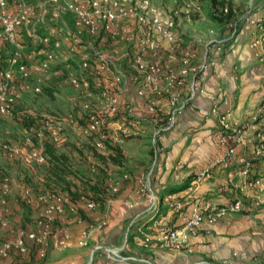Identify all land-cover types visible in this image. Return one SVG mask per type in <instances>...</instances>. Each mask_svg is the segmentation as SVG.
Listing matches in <instances>:
<instances>
[{
	"label": "built area",
	"instance_id": "obj_1",
	"mask_svg": "<svg viewBox=\"0 0 264 264\" xmlns=\"http://www.w3.org/2000/svg\"><path fill=\"white\" fill-rule=\"evenodd\" d=\"M183 12L187 15V6ZM225 12L223 9L222 13ZM64 15L71 17L70 27L56 30L52 26L61 22ZM176 16L177 11L168 10L151 0H0V117L10 112L7 90L24 87L23 83L29 76L26 62H33L36 72L47 71L61 44L59 57L68 71V83L72 87L79 83L87 87V83L92 82V88L100 90L98 95L104 101L94 114L87 115L82 131L83 134L94 135V149L101 151L105 144L118 146L123 139L142 135L144 130L140 124L145 123L150 128L148 139L155 154L161 135L174 128L180 111L198 96L209 98L201 82L215 66L213 56L225 41L236 34L235 24H229L228 39L205 42L202 56L197 58L194 50L183 47L175 33ZM260 22L264 24V20ZM44 29H47V34H43ZM40 30L42 34H39ZM56 31L64 33L60 43L54 39ZM22 38L38 43L36 51L22 54L19 46ZM91 40L104 43L107 50L94 47ZM263 45L264 29H259L250 47L261 48ZM6 47L11 48L10 51ZM257 61L264 66L262 58L258 57ZM128 83L134 86V95L143 99L145 116L142 118L136 119L131 109L124 112L120 97L126 96L124 90ZM209 115L217 118L213 137L217 153L188 181L186 193H193L210 181L214 171L230 169L234 159L238 168L223 181L224 186L232 188L233 194L228 201L216 205L196 197L189 204L187 214L181 217L180 225L161 232L163 243L186 254L190 252L189 241L203 225L211 226L225 214L241 213L264 205V134L254 133L258 130L264 133V126L258 127L264 123V111L258 107L245 122L233 125L227 124L226 114L216 112L215 105L209 109ZM248 132L252 135L249 136ZM249 146V156H236L237 150ZM44 159L39 142L22 161L25 165H42ZM256 163L262 169L259 175H253ZM90 169L95 170L93 166ZM104 173V194L114 196L120 183L127 180V175L114 178L108 170ZM150 174L151 170H148L137 180L133 195L144 200L153 212L157 198L150 190ZM7 195L8 185L4 177L0 180V208L6 206ZM29 196L30 191L24 189L19 200L30 203ZM185 200L174 201L166 196L169 206L176 212L182 210ZM79 202L86 211L97 207L94 201L84 198ZM37 204L41 207V219L35 228L19 231L0 242V259H8L12 254L24 256L30 247L36 257L42 259L48 249L60 251L72 245L65 230L53 228L52 222L55 217L63 216L65 210L75 214V206L69 205L67 198L58 193L39 196ZM74 222L82 223L79 218ZM103 226L104 221L98 220L94 227L100 229ZM0 230L8 231V222L2 214ZM87 236V230H81L75 245L85 247ZM121 251L122 248L116 246H96L93 249L94 253H102L107 262L116 264H167L153 263L144 256L123 255Z\"/></svg>",
	"mask_w": 264,
	"mask_h": 264
},
{
	"label": "crops",
	"instance_id": "obj_2",
	"mask_svg": "<svg viewBox=\"0 0 264 264\" xmlns=\"http://www.w3.org/2000/svg\"><path fill=\"white\" fill-rule=\"evenodd\" d=\"M260 14L264 18V10ZM177 25L180 33L185 31L184 28L187 29L184 22H177ZM258 31L259 29L252 22L244 24L226 50L213 56L215 66L201 82L209 98L198 96L180 111L174 128L161 135L155 154L148 146L147 148L133 146L130 141L121 143L123 146L119 145L124 162L122 167L117 168L120 171L118 177L126 174L127 180L120 183L116 195L105 199L101 211L86 213L85 220L81 224H76L69 214H64L55 221L54 228L65 230L72 245L54 251L63 257L52 264H116L107 262L102 253H94L93 249L96 246L121 247L123 255L144 256L153 263L264 264L260 261L264 254V205L259 208H248L241 212L243 216L229 213L211 226L203 225L196 236L189 241L190 252L187 254L183 250H173L160 240V234L165 228L180 225L181 217L187 214L189 204L194 198L202 197L212 204L219 205L228 201L233 194L232 188L224 186L223 181L238 168L235 159L230 169L214 171L212 179L193 193L187 194L185 186L192 176L217 153L213 139L217 130V118L215 115H209L211 106H216L218 114H226L227 124L233 125L246 120L261 101V96L264 94L262 87L264 76L258 73L257 57L264 50L250 47V42ZM175 33L178 35L176 30ZM184 39L186 40L184 44L196 52L197 58L201 57L203 42L196 41V44L191 45L186 37ZM133 88V85L128 83L124 90L131 103V111L144 112L143 99L133 96ZM144 116L143 113L140 118ZM247 134L252 135L249 132ZM71 154L74 155L73 152ZM100 154L105 153L100 152ZM145 154L151 156L147 157L149 166H145ZM250 154L249 146L237 150L236 156ZM86 161L89 164L86 168L76 161L79 166L76 169L86 170L92 179L91 182L98 183L100 178L96 170L90 169L94 160L86 157ZM101 168L110 172V169L102 166ZM147 168L151 170L150 190L157 198L156 210L153 212L144 200L133 195L137 180L147 172ZM261 172L259 163H256L253 175H259ZM113 175L115 176L114 173ZM102 177L104 180L105 175ZM180 187L182 189H179ZM39 196L41 195H31L33 207L38 205ZM166 196L179 202L183 198L187 200L182 202V210L176 212L169 206ZM8 204L14 210L13 217L20 218L21 209L11 205V202H7L4 209ZM38 212L40 213L37 216H40V207ZM98 220L104 221V226L100 229L94 227ZM83 229L88 233L87 244L80 248L75 242ZM17 262L21 261L14 260L12 256L8 259H0V264ZM22 263L28 264V261L24 259Z\"/></svg>",
	"mask_w": 264,
	"mask_h": 264
},
{
	"label": "rangeland",
	"instance_id": "obj_3",
	"mask_svg": "<svg viewBox=\"0 0 264 264\" xmlns=\"http://www.w3.org/2000/svg\"><path fill=\"white\" fill-rule=\"evenodd\" d=\"M151 1L168 10L177 11L176 21L178 23L180 21L181 23L184 22L187 25V29L184 28L185 31L183 33H180L178 30V25V28H176V31L178 32L177 37L181 40L183 47L192 49L190 46L184 44L186 41L184 37H186L188 42H191V45L196 44V41L203 42L204 44L205 42L227 40L229 37V31L226 29L225 25H219L210 19L211 0ZM225 1L229 2L230 6H232L230 24H235L236 34L242 29L244 24L249 22H252L257 29H264V24H261L260 22L264 20V18L260 16V13L264 10V0ZM186 6L188 9L187 15L183 12ZM216 14L218 15V12H216ZM256 20H259V22ZM70 25L71 17L69 15H64L61 22L52 27L58 30V28L64 29L65 26L70 27ZM42 31L43 34H47L45 29ZM42 31L40 30L39 34H42ZM257 34L258 33H256V35ZM63 35V32L56 31L54 39L60 43ZM21 40L22 42L19 43V46L21 47L20 52L24 55H29L36 51L39 46L38 43L29 42L25 38H22ZM232 41L233 39H231V41H225L219 52H222L224 49L226 50ZM90 42L94 44V47L97 46L99 50H107L104 43H99L97 40H91ZM61 47L60 44L59 49L56 51V59L50 64L47 71L36 72L33 69L35 67L33 62H26L29 76L23 83L24 87L22 89L14 87L12 90H7L6 98L9 101L8 107L10 112L9 115L0 117V180L4 177L7 179L8 195L5 200L6 204L7 202H11V205L13 204L18 207V209H21V215L18 219L16 217L14 218V210L9 204V208H0V214H2L8 222V231L0 230V242L8 240L12 234L19 231L34 229L37 220L41 219L40 216H37V214L40 213L38 212L39 205L33 207V202H30L31 204L28 205L23 204L19 200V196L24 189H28L31 195L60 193L58 192V189L54 187L52 189H44L43 184L41 183L44 166L25 165L22 161L24 155L30 149L37 148L38 143L41 142V140L53 143L58 152H63L67 155L70 170L72 172V174L69 175V178L72 179L79 189L80 187H84L79 184L81 180H92L86 170L81 168L76 169V167H79L76 161L80 162L85 168L89 165L86 161V157L92 155L91 146L95 137L93 134L88 135L87 133H82L86 124L84 122L88 119L87 115L94 114L97 109L104 104V101L102 97L98 95L100 90L92 88V82L90 84L87 83V87H84L81 83H79L77 87H72L68 83V71L64 68V63L62 61L60 62L62 59L59 57V53H62ZM263 47L264 45L261 47L262 50H264ZM5 49L10 51L11 48L6 47ZM0 55L2 54L0 53ZM258 57L264 60V54L261 53ZM258 71L260 76H264V66L262 64H259ZM262 81V87L264 88V77ZM41 88L49 89L50 97L45 95V93H42L40 91ZM133 96H135L134 91ZM126 97L127 96L120 97V100L124 112L128 113L127 110L131 107V103H129V99H126ZM258 107H261L262 111H264V94L261 96L260 103L256 105L251 114H253ZM143 113L144 112L136 113L135 111H131V114H133L136 119L140 118ZM71 121L73 122L71 123ZM74 122L76 124H74ZM81 122L84 124H81ZM243 122H245V120ZM22 123L26 124L28 128L25 129L21 125ZM140 126L141 129L144 130L143 135L136 136L135 138L123 139L122 144L125 141H130V143H133V146L143 148H147L148 146L150 148L148 139L149 125L141 123ZM261 126H264L263 122L260 123L258 127L261 128ZM254 133L264 134L260 130ZM122 144L119 145L123 146ZM254 144L257 145L256 142H254ZM72 152L74 155L71 154ZM147 157L150 158L151 156L145 154V166H149ZM94 161H96L95 158ZM121 162L123 163L124 159H122ZM96 163L99 164V166L101 165L106 169H110V174L114 178H118L120 171L117 168L120 167H114L110 163L101 164L99 161H96ZM148 169L149 168H147V171ZM96 174H98V178H100L99 185H101L103 175L101 172H97ZM234 214L238 216L244 215L243 213ZM54 251L56 250L48 249L42 260L40 259L39 262L35 263L31 262V264H52L55 261L60 260L63 255L60 253H54ZM260 261L264 262V254ZM16 264L24 263H22L21 260L20 263L17 262Z\"/></svg>",
	"mask_w": 264,
	"mask_h": 264
},
{
	"label": "trees",
	"instance_id": "obj_4",
	"mask_svg": "<svg viewBox=\"0 0 264 264\" xmlns=\"http://www.w3.org/2000/svg\"><path fill=\"white\" fill-rule=\"evenodd\" d=\"M210 5H211L210 6L211 7V14H210L211 21L219 25H225L226 29H228V25L231 23L230 19L232 16L230 3L225 0H211ZM223 9L226 10L225 14L222 13ZM216 12H218V15L216 14ZM40 91L42 93H45V95H48V97H50L49 89L41 88ZM82 123L83 122H81V124ZM21 125L25 129L28 128V126L24 123H22ZM40 145L42 148V154L45 159H44V164L38 165V166H44L43 167L44 168L43 179L41 180L42 181L41 183L43 184L44 189H52L53 187L58 189V192H60L58 194L65 196L68 200L69 205L75 206V214H69L67 210H65L64 214H69V216L72 217L73 221L75 218H79L83 222L85 220L86 213L93 212L96 210L101 211L104 201L107 198V196H105L104 191H103L104 180L102 179L101 185H99L100 181L98 183L97 182L93 183L91 181L81 180L82 182L80 181L79 184L84 187H80L79 189V187L76 184H74L72 179L69 178V175H71L72 172L70 170V164L68 162L67 155L63 152H58L55 145L49 141L41 140ZM91 147H92V153H91L92 155L90 156V158H92L93 160L95 158L96 161H99L101 164L110 163L114 167L122 166L121 160L123 159V157H122L121 149L119 146H109L105 144L103 150L101 151L95 150L93 145ZM100 152H104L105 154H100ZM96 161H93L91 165L94 167V169L97 172H101V174L104 176L105 175L104 169L101 168V165L99 166V164H97ZM179 189H182V187H180ZM29 198L31 199L30 202H32L31 194ZM80 198L94 201L97 207L93 211H86L82 209L80 206L81 203L79 202ZM21 202L23 204H28V205L31 204V203H26L24 201H21ZM60 217H55L53 219V222H52L53 228H54L55 221ZM40 218H41V215H40ZM12 257L16 261L18 260L21 261L25 259L26 261H28V263H31V262L35 263V262L40 261V259L36 257L34 249L32 247L29 248L26 255L19 256L16 254H12Z\"/></svg>",
	"mask_w": 264,
	"mask_h": 264
}]
</instances>
